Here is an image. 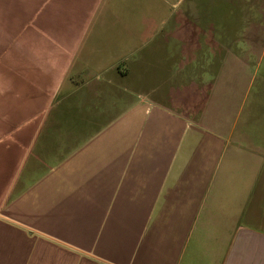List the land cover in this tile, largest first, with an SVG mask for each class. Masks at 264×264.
<instances>
[{
  "label": "crops",
  "instance_id": "obj_1",
  "mask_svg": "<svg viewBox=\"0 0 264 264\" xmlns=\"http://www.w3.org/2000/svg\"><path fill=\"white\" fill-rule=\"evenodd\" d=\"M131 2L0 0V264H264V150L229 113L250 81L234 20L264 0H148L114 22ZM89 31L128 33L103 55ZM90 71L106 83L83 91ZM229 147L257 166L209 181Z\"/></svg>",
  "mask_w": 264,
  "mask_h": 264
},
{
  "label": "rangeland",
  "instance_id": "obj_2",
  "mask_svg": "<svg viewBox=\"0 0 264 264\" xmlns=\"http://www.w3.org/2000/svg\"><path fill=\"white\" fill-rule=\"evenodd\" d=\"M148 0H132L131 5L126 9L122 7L119 12L122 14V20L114 21L119 24H129L131 19V13L144 11L146 9V2ZM118 8L114 9L117 12ZM113 22V21H111ZM238 25L237 35L238 41L234 43L231 50L237 55L248 67L246 73L249 76V83L244 84V89L241 91V95L233 97V110L229 113L231 115V126L233 129L234 137L243 135L247 137L252 145L256 146L260 151L264 150V15H260L253 9H248V16H245L241 23L234 20V25ZM128 32L123 31H89L88 39L85 42L89 44L98 41L100 46V54L109 55L114 52L115 48H112L114 42H119L123 39L124 35ZM240 37V38H239ZM84 42V43H85ZM232 72H237L236 68H231ZM241 72V71H240ZM101 73L90 71L86 75V78L78 76V86H83V91H91L95 88H99L102 84L106 83V79ZM76 77V76H75ZM228 77V81H227ZM225 80L221 81V88L219 90V96H231L229 90V83H232L231 77L227 76ZM7 90L4 84L0 83V90ZM31 88H27V92H31ZM55 106H63L71 103L69 100H63V96L55 94ZM71 106V105H70ZM140 123V120L135 118ZM232 144V143H230ZM229 144V145H230ZM1 147V145H0ZM82 153H85V148L80 153L74 155L69 161L72 166L79 165L82 160ZM253 152H239L232 153L230 147L224 151L223 154L219 153L213 160L212 168L209 172V181L213 177L214 168L220 166V169L224 166H231L234 169H241L245 166L251 168L257 166L253 162ZM261 155V154H260ZM260 155H258L260 157Z\"/></svg>",
  "mask_w": 264,
  "mask_h": 264
}]
</instances>
